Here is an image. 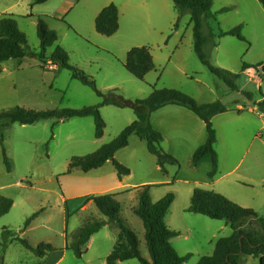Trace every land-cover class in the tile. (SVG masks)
Segmentation results:
<instances>
[{
    "label": "rangeland",
    "instance_id": "1",
    "mask_svg": "<svg viewBox=\"0 0 264 264\" xmlns=\"http://www.w3.org/2000/svg\"><path fill=\"white\" fill-rule=\"evenodd\" d=\"M68 1L80 3L66 17L62 8ZM161 1L49 0L34 5L35 0H0V18L5 14L13 15L20 30L26 34L34 54L40 51L37 23L40 17L44 18L59 37L57 44L49 48L47 54L51 55L56 46L65 48L70 63L91 76L103 91L117 89L127 100L143 101L150 97L153 88L174 89L192 97L198 104L221 101L229 111H233L212 120L217 132L215 149L221 175L240 161L242 146L249 141L256 140L264 151V114L256 104L264 94V9L258 0H213L215 19L205 20V36L213 35L205 49L210 62L240 75L236 81L238 90H232L200 62L195 52L194 26L190 14L182 17L176 29L172 28L168 44H165L163 35L150 29L165 25V18L159 15L155 5ZM165 1L171 4L172 10V0ZM111 3L124 9L122 26L116 35L105 37L96 32L93 13L94 8ZM238 26L243 27L242 34L247 41L232 36L219 37L221 31L229 32ZM136 47L149 48L156 64V70L150 72L144 81L133 77L124 67L128 52ZM23 62L26 65L40 63L34 56L24 58ZM244 64L258 69L259 73H242ZM63 72L64 75L56 83L65 89L64 94L50 91L47 86L49 78L40 76L33 75L23 82L26 85L21 97L11 89V78L0 81V114L16 107L45 111L82 109L100 104L101 99L90 87L73 79L69 71ZM257 80L262 83L258 84ZM35 88L38 95L31 94ZM245 93H251L250 101ZM240 105L245 108V122L249 123L252 119L253 123L247 124L245 133L239 135L241 125L236 120L229 124L226 121L236 116L234 112H238ZM249 108H256L255 117L246 113ZM100 112L106 123L101 139L95 138V122L91 117L73 118L61 123L45 120L35 125L14 124L3 131V144L12 169L11 172L7 171L0 146V194L12 199L14 205L0 219V238L1 227L6 226L15 235L27 238L33 246L49 243L56 248H65L84 223L107 220L93 203L86 202L85 195L118 194L122 217L136 232L143 257L151 261L143 222L133 209L139 204L136 188L154 185L151 195L156 202L168 193L175 195L168 215L169 225L195 227L189 239L183 232L172 240L179 255H192L184 264H198L202 257L213 255L215 240L209 243L206 239L207 223L226 224L225 221L212 220L184 210L190 206L191 189H203L209 183L208 174L212 169L210 158L204 159L198 166L193 165L194 153L206 143L208 137L203 121L182 107H167L151 115L152 126L164 138L162 150L179 162V165H168L166 174L157 166L156 158L149 153L146 143L137 136H132L129 145L118 151L114 158L131 171L129 176L122 178L123 183L111 161L90 173L75 171L69 174L68 165L72 158L96 152L137 119L134 110L129 107L106 106ZM185 112L189 115L185 116ZM165 113L162 117L161 114ZM261 113L262 120L258 121ZM256 135L261 137L257 136L256 139ZM248 162L239 167L233 177L242 174ZM256 173L264 179V165L256 168ZM120 183L126 184L127 188H118ZM250 188L248 191L251 194H264L262 186ZM63 197L67 199L66 204L62 201ZM41 210L40 215L23 231L27 219ZM261 216L264 217V214ZM231 234L229 225L227 230L218 232L217 237H229ZM92 238L91 246L85 247L81 258L73 251L66 250L63 258L60 256L63 251H59L45 262L20 243L13 242L5 250L4 264H107L106 258L113 250L118 231L105 226ZM117 264L141 263L134 259Z\"/></svg>",
    "mask_w": 264,
    "mask_h": 264
},
{
    "label": "trees",
    "instance_id": "2",
    "mask_svg": "<svg viewBox=\"0 0 264 264\" xmlns=\"http://www.w3.org/2000/svg\"><path fill=\"white\" fill-rule=\"evenodd\" d=\"M48 1L35 0L34 5H41ZM258 1L264 9V0ZM173 2L179 15L175 28L178 27L184 15H191L194 26L195 52L200 62L232 90H238L236 81L240 75L212 65L205 52L213 37L211 34L208 37L204 34L205 20L215 19V15L212 13L213 0H173ZM96 30L106 37H111L118 32L119 11L114 3L105 7L98 15ZM242 30L243 27L238 26L229 32L221 31L219 37L232 36L245 42L247 39L242 34ZM37 36L40 41V51L34 54L29 46L26 34L20 30L13 15H3L0 18V64L9 60L21 62L29 56L37 57L42 65L51 62L69 71L73 79L90 87L101 99V102L96 106L82 109L38 111L16 107L10 111L2 112L0 114V146L8 172H11L12 168L3 144V131L12 125H35L45 120H54L56 123H61L73 118L91 117L95 122V138L101 139L104 136L106 123L100 110L102 107L115 106L118 108H132L137 117L136 121L126 127L112 142L102 146L96 152L83 157L72 158L67 172L69 174L75 171L89 173L102 168L107 162L111 161L120 179L129 176L131 174L130 169L114 158L118 151L129 145L132 136H137L146 143L149 153L156 158L157 166L162 173L166 174L168 165H179V162L162 150L161 143L164 138L152 126L151 115L168 105H177L193 112L205 123L208 134L207 141L194 153L193 165L198 166L204 159L210 158L212 169L208 174V178L209 180L215 179L219 170V156L215 149L217 132L214 129L212 120L215 116L229 112V109L221 101L198 104L192 97L178 90L156 88H153V92L147 100H127L117 89L101 90L91 76L70 63V56L65 48L56 46L54 52L48 55L47 50L57 44L59 37L57 32L52 30L42 17L39 18L37 23ZM213 44L217 46V44ZM124 67L133 77L144 81L146 76L155 70V62L150 49L147 47L131 49L128 52ZM252 68L254 67L244 64L241 72L244 73ZM254 69L258 71V69ZM245 96L250 101L251 93H245ZM256 104L264 114V94ZM153 187L154 185H145L136 188L139 204L133 209L134 214L143 222L145 243L151 261L143 257L140 249L141 242L136 232L122 217L121 203L117 199L118 194L87 196L86 202L93 203L107 220H93L84 223L73 234L72 242L67 245L66 249L73 251L78 258H81L93 235L103 227L109 226L112 230L118 231V238L111 254L106 258L107 264H117L134 259H137L141 264H184L187 262L192 255H179L171 242L173 238L181 235L180 232L170 229L166 224V216L175 201V195L168 193L161 200L154 202L151 195ZM13 205L12 199L0 194V219L11 211ZM42 211L27 219L23 231L28 229L32 221ZM186 212L203 215L212 220L225 221L233 231L231 236L218 240L213 255L202 257L198 264H242L244 257H252L259 260L260 264H264V217L256 211L244 208L215 191L196 188ZM13 242L20 243L40 260H44L50 254L59 250L49 243H39L33 246L27 238L17 236L10 228L4 227L0 238V264H4L5 250Z\"/></svg>",
    "mask_w": 264,
    "mask_h": 264
},
{
    "label": "crops",
    "instance_id": "3",
    "mask_svg": "<svg viewBox=\"0 0 264 264\" xmlns=\"http://www.w3.org/2000/svg\"><path fill=\"white\" fill-rule=\"evenodd\" d=\"M172 2H173V0H172ZM79 3L70 2V1L66 2L65 5L62 8L63 14L67 17L70 14V12L72 11V9H74V7H76V5H78ZM155 5L157 7L159 15L161 17L165 18L166 22H165L164 27H152L150 29L152 31H154V32H159L161 35H163L165 44H168V42H169V40L171 38V35H170L171 34V30H172V28L176 29L175 25L177 23L179 15H178L177 11L175 10L174 2L172 4L173 6H171L172 10H170V5L171 4H169V2H167L165 0H163L161 2H157ZM106 6H108V4L103 5V6L99 7V8H94V13L93 14L95 16V30H96V19H97L98 15L101 13V11ZM118 11H119V30L118 31H120L121 30V26H122L121 22H122L124 9L122 10L119 7ZM175 21H176V23H175ZM96 32H97V30H96ZM102 36H104V35H102ZM126 59H127V57H126ZM64 70L60 66L52 64L51 62H49L46 65H42L41 62L39 63V65H36V64L35 65L34 64L26 65V64H24L23 60L21 62L15 61L13 63L6 61V62L0 64V81L6 80L7 78H11V80H12L11 89L13 90L14 94H16V96L21 97L22 94H23V87H25V85H26V83H23V82H26L27 80H29L31 77H33V75L34 76H40L43 79L49 78V83H48L47 86L50 88V91H58V92L64 94L65 89L61 85L56 83L57 79L59 77H61L62 75H64L63 74ZM155 70H156V64H155ZM255 72L259 73V71H257L254 68H252V69H248L247 71H245V74H252V73H255ZM257 83L261 84L262 82L257 80ZM37 91L38 90L36 88L32 89L31 94L34 93L35 95H38ZM259 101H257V102H259ZM167 107H181V106L168 105L166 107H163L162 109H165ZM182 108L185 109L188 113L190 112V113L194 114L193 112L189 111L188 109H186L184 107H182ZM255 109L256 108H254V109L253 108H249L246 113L248 115H253L255 117ZM237 110L241 111V112H237V113L234 112V115H236L235 116L236 118L235 117H229L227 119V121H226V124H229L231 121L236 120L238 122V124H240L241 127H242V129H241L242 132L241 133L238 132L239 135H240V134H244L245 131L247 130V124L250 125V122L253 123V121L251 119L250 121H248L249 123L245 122L246 120H245V118H243L244 115H245V112H244L245 108H243L241 105L237 108ZM187 112H185V116L189 115V114H187ZM228 113L232 114L233 111H229ZM166 114L167 113H165L163 115L161 114V116L163 117ZM262 115L263 114L261 113L260 116L257 118L258 121L262 120ZM215 118H216V116H215ZM231 133L232 132H230L229 134H231ZM257 136L261 137L260 135H256V137H255L256 139L258 138ZM259 145H260V143H257L256 140H251L245 146L243 145L242 146L243 153H242V156L240 158V161L238 163H236L235 166H233V168L228 170L226 173H223V174L220 175L219 170H218V174L215 177V179L214 180H209V178H208L209 183L207 185H205L203 187V189L204 190H209V191H215L217 193H220V194L224 195L225 197H227L228 199H230L231 201L236 202L240 206H242L244 208L253 209L260 216L263 215L264 214V194L259 193V192L255 193V194H251L248 191V189H251L250 188L251 186H258L259 185V186L264 187V179H261L259 174L256 173V168H258L261 165H264V151L260 148ZM247 160L249 161L248 165L242 171V174H240L238 177H233L235 171L238 170L239 167L244 165ZM109 162H107V163H109ZM121 182L123 183L124 179H122ZM122 183L119 184L118 188H121V189L127 188L126 187L127 185L126 184H122ZM194 190L195 189H191V191H190L191 196L193 195ZM90 195H93V194H87L85 196H90ZM62 201H63V203L66 204L67 199L65 197H63ZM154 202H156V201H154ZM188 208L189 207L184 209L185 212H186V210ZM170 209H172V208H170ZM169 213H170V210H169ZM169 213L166 216V224L168 225V227L170 229H172V230L180 232L181 235L184 232L186 234V239H189L190 235H193V233L195 232V227H188L187 225H186V227H181L180 225H177V227H171V225H169V223H168L169 222L168 221ZM194 215L200 216L199 214H194ZM196 221H198V220H196ZM171 222H172V219H171ZM222 223H224V222H219V223L208 222L207 223L208 228L206 230L207 233L205 234V235H207L206 239H207V241L209 243L210 242L212 243L213 240H215V243H214L215 246H216L217 241L221 239V238L217 237L218 236L217 233L221 232L223 230H227L228 227H229L228 223H226V222H225L226 224H222ZM4 227H6V226L1 227V229H3ZM232 233H233V231H232ZM223 238H225V237H223ZM92 240H93V238H91V240L88 243L89 247L91 246ZM172 240H171V242H172ZM67 245H66L65 248H62V249L57 248L59 250L56 251V252L63 251V253L60 255L61 258H63L64 252L67 250L66 249ZM172 245L174 247L173 242H172ZM215 246H214V250H215ZM176 250L178 251V249H176ZM53 253H55V252H53ZM52 254H50L47 258H45L43 260V262H45L47 259H49L52 256ZM181 256H185V255H181ZM41 263L42 262H40V264ZM242 264H260V262H259V260H255L252 257H244L243 260H242Z\"/></svg>",
    "mask_w": 264,
    "mask_h": 264
},
{
    "label": "water",
    "instance_id": "4",
    "mask_svg": "<svg viewBox=\"0 0 264 264\" xmlns=\"http://www.w3.org/2000/svg\"><path fill=\"white\" fill-rule=\"evenodd\" d=\"M263 71H264V67H263Z\"/></svg>",
    "mask_w": 264,
    "mask_h": 264
}]
</instances>
